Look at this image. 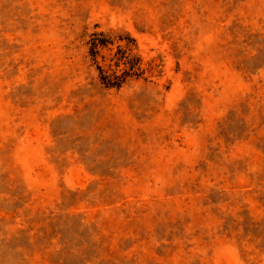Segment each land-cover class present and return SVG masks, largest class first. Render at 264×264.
I'll list each match as a JSON object with an SVG mask.
<instances>
[{
    "label": "rangeland",
    "instance_id": "374dc122",
    "mask_svg": "<svg viewBox=\"0 0 264 264\" xmlns=\"http://www.w3.org/2000/svg\"><path fill=\"white\" fill-rule=\"evenodd\" d=\"M0 264H264V0H0Z\"/></svg>",
    "mask_w": 264,
    "mask_h": 264
}]
</instances>
